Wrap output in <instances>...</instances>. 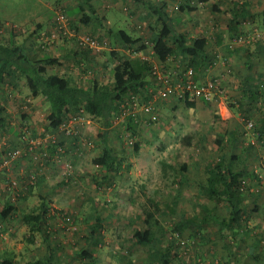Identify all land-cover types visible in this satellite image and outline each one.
I'll return each instance as SVG.
<instances>
[{
    "label": "rangeland",
    "instance_id": "1",
    "mask_svg": "<svg viewBox=\"0 0 264 264\" xmlns=\"http://www.w3.org/2000/svg\"><path fill=\"white\" fill-rule=\"evenodd\" d=\"M43 2L52 6L49 16L54 22L58 11L64 9L72 28L78 33L75 37H68L57 31L54 46L69 38L74 46L76 44L79 47L78 38L91 34L83 27L76 29L75 17L72 16L75 15L78 0H0V21L27 20L35 11H39L36 15L43 11ZM110 10L108 18L114 30H123L135 37L134 26L139 32H144V41L152 42L150 18L139 14L133 24L134 20L122 11L117 8ZM255 10L261 11L260 15L264 16L261 8ZM222 11L221 15H217L211 5L207 8L197 7L191 20L186 18L183 23L177 22L176 27L191 38L205 37L215 44L217 35L220 37L222 31L226 35L227 24L224 19L231 13L230 9ZM183 17L186 16L183 14ZM252 20L245 19V35L239 32L228 40L222 37L224 43L211 50L217 51L216 59L222 64L218 69H211L209 64H204V80L217 81L222 91L217 100L206 102L193 97L170 98L157 103L159 119L154 124L141 122L140 119L138 123L134 120L114 123L107 131V140L122 163L117 171L108 173L105 168L95 164V159L100 157L104 147L100 137L104 129L95 117L81 111L78 115L82 118V133L89 146L80 151L72 147L57 160L59 162L45 169L25 161L16 172L14 170L11 175L0 177V205L12 204L17 208L16 214L10 218L0 217V256L18 257L33 263L45 261L51 253V264H220L213 257H217L215 252L220 254L224 238L219 236L216 225H207L205 220L209 218L205 215V209L209 210L211 204L217 203L216 215L225 218L228 217L229 208L221 206L223 201H211L202 187L209 169L219 161L227 166L231 155L236 156L232 164L236 171L255 176L252 179L245 176V179L247 185L252 186L251 191L259 197L261 210L254 213L253 222L260 232L258 248L264 247V97L257 95L258 90L253 89L257 105L254 107L253 104L256 98L243 100L245 87H241V82L248 72L242 66L244 56L237 53L241 51H237L240 43L234 42L245 36L250 40L253 37L254 40L264 41L259 32L255 38L247 37L248 30L253 27ZM234 27L237 28L236 23ZM3 30L1 33H4ZM55 31L52 25V28L42 32L40 41L43 36ZM4 36L0 34L3 42L7 41ZM94 36L102 42L109 41L102 39L101 35ZM106 49H111L110 43ZM150 51L149 48L146 55H150ZM181 60V57L171 60L169 68L175 69ZM182 61L186 63L184 59ZM259 61L260 57L256 55L255 66L263 64ZM68 63L70 69L76 67L73 60H68ZM98 69L86 77L81 76L78 70L70 72L72 75L74 73L75 82L85 86L93 79H103V70ZM172 69L167 73L172 72ZM110 82L115 83L113 80L103 81L104 84ZM17 91L21 93L22 90ZM23 95L26 97L14 95L17 114L11 121L10 133L14 136L18 133L19 138L20 126L27 125L31 135L39 137L43 130H49L48 105L44 108L42 103L32 104L31 101L25 109L29 94ZM238 101L240 104L245 101L241 112L236 108ZM225 107L237 115L235 122V118L228 122L222 120L223 113L227 111ZM37 111L40 119L35 123L33 116ZM129 124L133 129L128 128ZM126 128L134 133L135 145L139 149L124 144ZM9 134L0 132V146L13 147L18 143V140L13 142ZM188 135L194 136L191 146H185L183 142ZM183 166L187 169L184 170ZM20 173L26 176L36 173L37 179L40 177L33 190L34 195L26 190L27 180L21 179L23 175ZM10 178L19 179L23 189L13 203L4 190ZM44 178L47 184L40 186L43 182L40 180ZM30 195L33 196L28 200ZM42 198L50 203V216L44 227V232L48 234H32L30 227L22 222L21 215L36 209ZM146 211L154 214L151 226L146 222ZM67 217L71 218V223L66 222ZM136 228L151 229L154 233L153 242L138 244L133 238ZM93 229H96L95 234L92 233ZM225 240L231 243L229 238ZM164 260L167 262L164 263ZM245 264H264V257Z\"/></svg>",
    "mask_w": 264,
    "mask_h": 264
},
{
    "label": "trees",
    "instance_id": "2",
    "mask_svg": "<svg viewBox=\"0 0 264 264\" xmlns=\"http://www.w3.org/2000/svg\"><path fill=\"white\" fill-rule=\"evenodd\" d=\"M133 1L137 4L142 3L147 9L151 19V22L149 23V29L153 35L150 36L152 42L148 43L147 41H143L141 46H144V48L142 50L146 48H150V50L153 49L154 58L162 65L163 71H165V64L168 61L181 57L182 60L184 59L186 61V63H183L181 60V63L178 65L179 70L185 71L192 67L196 73V70L199 69L201 65H203L207 60L205 55L208 47V41L205 37L191 38L185 32H179L172 16L185 11H194L198 7L195 6L196 4L206 5L211 0H196L193 2L194 6L188 0H176L175 3L178 4V8L174 7L175 3L168 6L167 3L158 4L145 0ZM91 2L92 0H82L81 5L75 8L74 13L78 14V21L83 25H88L91 20L96 19L102 26L103 21H106V19L98 14L96 8H94ZM130 9L131 8L129 6H126L125 8L127 11H131ZM153 17L156 19L154 18L152 20ZM105 28L110 33H114V28L112 26H106ZM118 31L117 35L125 43H127L128 46H135L139 41H141L139 38L133 37L126 31ZM90 35L94 36V34ZM251 42H253V39L250 40L245 38V42L240 43L239 46L247 45L246 47L250 51V48H253L254 45ZM105 43L106 46L109 44L108 42ZM39 46L43 51L48 50L47 47H43V44H39ZM1 47L0 84L7 83L9 78L6 76V74H11L8 73L11 67L16 68L18 71L17 74L26 79V83L31 94L34 97L43 96L48 102L50 114L47 117V121L50 129L57 128L67 119V117H69V115H78L81 111H86L91 116L95 117L104 129L100 134L104 147L102 154L100 157L95 159L94 162L97 166L105 168L108 173L117 171L122 163L114 154L113 148L108 144L107 131L113 127V113L117 110V104L124 97L137 93L148 101L152 98L153 94L156 93L157 89L159 88V84L152 71V62L149 60H144L143 62L134 61L132 63L134 76L131 81L125 85H118L111 82L104 84L93 79V81H90L91 86L85 88L78 85V83L63 85L59 74L46 76V68L49 66H56L58 64V59L56 58L44 57L40 60H37V54L35 55L28 53L23 47L16 45L14 42H11L7 46ZM78 48L86 51L88 55L93 56H99L105 50H107L104 49L100 53H93L86 48ZM85 57L90 58L89 56ZM90 61L91 60L89 59H86V62L84 61V63H86L88 66L85 64L81 65V62H77L76 69H78L81 76H89L94 70L90 64L92 62ZM106 68L109 67L106 66ZM151 83H153V85H157L155 90L149 88V86H152ZM5 121L6 119H0V129L4 127ZM131 124L128 126L130 130L133 129ZM193 140V135L185 136L183 141L184 145L191 146ZM135 148L139 149V146L135 145ZM235 158V155H231L229 165L226 166L222 161H219L209 170V194L216 196L218 200H220V198L223 196L222 194L224 193V197H227L228 202L232 207L230 215L231 217L228 222L223 221L221 225L222 230L225 227H232L238 224V222L243 219L244 208L241 207L240 203L241 195L248 192L254 193L251 191L249 185H247L244 174L241 171H236L232 167L233 160H235ZM183 169L186 170L187 167L183 166ZM39 178L40 177L37 179L36 185L26 188L28 193L32 194L39 182ZM49 206V201H46L44 198H42L39 206L36 209L21 215L22 222L30 227L32 234L36 232H41L45 235L48 234L47 232H44V227L47 223L48 217L50 216ZM16 212L17 208L12 204H5V206L0 207V217L2 219L10 218L11 216L15 215ZM146 216V222L148 226H151L155 219L153 212L146 211ZM96 220L99 221L100 219L97 217ZM178 228H181V226ZM95 232L96 229H93L92 233L95 234ZM153 235L154 233L151 229L141 230L140 228H136L133 233V238L138 244L151 243L153 242ZM51 255L52 254L49 253L48 259L45 261H36L27 264H51ZM85 255L87 254L85 253ZM0 260V264H23L11 257L0 256ZM166 262L167 261L164 260V263Z\"/></svg>",
    "mask_w": 264,
    "mask_h": 264
},
{
    "label": "crops",
    "instance_id": "3",
    "mask_svg": "<svg viewBox=\"0 0 264 264\" xmlns=\"http://www.w3.org/2000/svg\"><path fill=\"white\" fill-rule=\"evenodd\" d=\"M145 1L158 3V4L167 3L168 6L176 2V0H145ZM188 1L191 4H193V2H195L196 0H188ZM81 3L82 0L78 2L77 7L81 5ZM91 3L93 4L94 8H96L98 14L104 17V19H106V21L105 20L103 21L102 26L99 24L100 22H98L96 19L91 20V22L88 25H83L78 21L79 19L78 14H75L72 17H75L74 19H75L76 29L79 28L80 30V28L83 27L85 28L86 31L88 30L87 32L91 34L101 35L100 37H102V39H107V41L109 40L108 42L110 43L111 49H107L106 51H104L102 54H100L101 56L88 55L86 51L79 49L76 44L75 47L73 43L70 42V40L72 39L69 38L63 39L58 45H55L54 48L52 47L47 51L41 50L39 46V44L41 43L39 36H41L43 31L45 32L49 30V28H52V25H54V19L51 16H49L52 12V6L45 5V3L43 6V11H40L38 15H36V13L39 11H35L33 16L31 18H28L27 20L24 18H20L19 20L16 21H14V19L5 21V23H2L0 21V34L5 35L4 37L7 38V41L5 40L4 42L2 41V39L0 40V52L2 51L1 46H7L11 42H14L16 45L23 47L24 50L27 51L28 53L35 55L37 54L38 55L37 60H40L44 57L45 58L51 57L58 59V64L56 66H49L46 68L47 69L46 76L59 74V76L62 79L63 85L78 83L75 82L74 73L72 75L70 71L73 72L74 70L75 71L78 70L76 69L77 62H81V65L85 64L86 66H88L86 63H84V61L86 62V59L91 60L90 62L92 63L90 64L94 70H97L98 68L103 70V79H100L101 81L97 80L98 82L103 83V81L105 80H113L118 85H125L129 83L134 76L132 63L134 61L143 62L144 55H146V53L148 54L147 52L148 48L142 50L144 46H141L142 42L146 39V37L145 39H143L144 35L142 37V34L144 32L143 33L139 32L138 28L136 30V28L133 26L134 33L136 35L135 38H139L141 41H139L135 46L133 45L128 46V44L125 43L117 35L118 30H114V33H110L105 28L106 26L111 27L113 25V24L111 25V21L108 18L109 11H111L110 9L112 8L114 9L117 8L118 11H122L123 13H125V15H128V17H131L134 20L133 24H135V21L137 20L139 14L150 18L148 11L142 3L137 4L133 0H92ZM209 5H211V7L213 8V12L217 13V15H221L223 13L222 10L225 9L231 10V13L229 15L227 14L228 16L224 19V21L227 24L225 28L226 35H224L225 33L223 31L220 37L217 35L215 38H217L218 40L215 44L210 43V41L206 38L208 41V47L205 55L207 57L205 63L209 64L211 69L212 68L218 69V66L222 64L221 62H218L216 59L215 54H217V51L212 52L211 50L217 49L216 46H221L224 43L222 41L223 40L222 37H227L226 40H228L239 32L245 35L246 32L245 19H249V18L253 19L252 20L253 27L252 29H250L251 31L248 30L247 37L254 36L255 38L256 37L255 35H257L259 32L262 35V39L264 38V16L260 15L261 11L258 12L257 10H255L256 8H261L262 12H264V0H211L208 4L206 5L202 4L199 5L198 7L207 8ZM126 6H129L131 8L130 9L131 11L125 10ZM194 11L193 10L190 12L185 11L180 14H175L172 16L173 20L175 23L177 22L183 23L185 22L186 18L191 20L193 18L192 15ZM183 14L184 16H186L185 18L183 17ZM154 18L155 17H153L152 20ZM43 19L45 20L43 21ZM235 23L237 24V28L234 27ZM2 25H4V27H2ZM71 27L73 26L71 25ZM2 29H4L3 30L4 33H1ZM260 40L257 41V39L256 40L253 39L252 43L254 45L253 48H250V51L247 47L243 48L244 45L237 48V51L241 49V51L237 53H240L242 56H244V62L242 66H245L246 67L245 70L248 72L247 73L248 75H246L245 78L242 80V82L244 83L241 82V87L242 86L245 87L242 92L243 93L242 98L243 100L246 98H250V99L256 98L255 100L253 99L254 107L257 105L258 100H257V96L254 95L253 89H255L256 91L258 90L257 95H261V97H264V41L261 42ZM256 55L260 57V61L263 63L260 67H258L259 63L257 66H255L254 64ZM85 56H89L90 58H86ZM68 60H73V62L76 64V67L75 68L73 67L74 69H70L68 67L69 65ZM153 60L155 62H158L154 57ZM169 62L170 61H168L165 64L164 72H167L168 70L173 68V67L169 68L168 66L170 65ZM204 64L201 65V67L196 70V77L198 80L205 79L204 75L206 76V73L203 72V69L205 68ZM106 66H108L109 68H106ZM177 70H179V67L172 69V72ZM17 72L18 71L16 68L11 67V69L8 71V73L11 74L10 75L6 74V76L9 78V81L5 84H0V119H6L5 125L3 128L0 129V132L2 131L7 134H9L10 131L12 130L11 121L14 118V115L17 114V111L14 107L15 96H20L22 98V97H26L23 95V93L29 94L28 98L32 101V104L42 103L44 105V108H46L48 105V102L43 96L34 97L31 94L27 86L26 79L19 76ZM202 73H204V75ZM78 85L88 88L91 86V83L87 82V85L85 86L79 83ZM151 85L152 86H149V88L155 90L157 85L155 84L153 85V83H151ZM17 89H20V91L22 90L21 91L22 94L19 93ZM247 94L249 95V97H247ZM240 101L237 102L236 108L239 109V111L241 112L242 104L245 101H243V103L241 102V104ZM47 109H49V114H50V107L48 106ZM225 109L227 111L223 113L222 120L224 122H228L235 118L234 120L235 122L238 119L237 115L236 114L234 115L227 107H225ZM39 115L40 113L38 111L35 112V115L33 116L35 123L36 120L40 119ZM260 124L263 125L262 123ZM236 125H238V123H236ZM9 135H11V140H13V142L14 141L16 142L18 140V133L15 136L12 133H10ZM229 163L230 160L228 161V165ZM243 174H245L244 176L249 177L250 179H252V177H255L254 175H250L249 173H243ZM209 179L210 177L208 175V177L206 178V183H204V186L202 187L203 192L207 195L209 199H211V201H215V202L223 201L221 206H225L229 208L228 217L220 218L218 215H216V211H215V207L217 208L219 206L217 203L211 204V208L209 210L206 207H204L206 208L205 215L207 216V218H209V220H205L207 225H216L215 227L219 232L218 233L219 236L221 238H224V240L221 241L222 244L220 245V249H221L220 254H218V252L214 253L217 254V257L216 256L213 257V258H217L216 263L245 264L246 262L248 263L253 262V259L256 260L259 257L263 258L264 247L258 248L260 232L256 223L253 222L254 213L261 210V208L259 207L260 206L258 200L259 197L252 192L243 193L240 199L241 207L244 208L243 219L239 221L238 224L232 227H225L222 230L221 225L223 221L228 222L231 217L230 215H231L232 207L229 204L227 197H224V193L222 189L221 191L223 193L222 194L223 196L220 198V200H218L216 196H212L209 194V189H208ZM41 181H43L44 183L43 182L40 183V186L42 184L43 186H46L47 183L45 181V178L42 179ZM249 187L252 190V186L250 185ZM34 193L35 192H32L33 195ZM33 195H30L28 197V200H30L31 196ZM252 204L253 207L251 209L250 207ZM17 215H19V213H17ZM208 221H210V223ZM225 238H229L231 243L227 242ZM242 248H244L245 250L244 252H242ZM14 259L23 264L32 263L30 262V260L24 261V260H20L18 257Z\"/></svg>",
    "mask_w": 264,
    "mask_h": 264
},
{
    "label": "built area",
    "instance_id": "4",
    "mask_svg": "<svg viewBox=\"0 0 264 264\" xmlns=\"http://www.w3.org/2000/svg\"><path fill=\"white\" fill-rule=\"evenodd\" d=\"M174 7L178 8V4L175 3ZM54 28L55 32L42 37L43 47L49 49L53 46L57 31L64 35H69L68 37H75L78 34L70 26L65 10L58 11ZM234 42H236L235 44L244 43L245 39L239 37ZM78 46L86 48L93 53H100L106 49L105 42L90 34L80 36L78 38ZM153 57L154 51L152 49L150 55H144L143 59L152 62V71L158 81L159 88L148 101L137 93L124 97L117 104V110L113 113L114 123L118 124L124 120H134L135 123H138L140 119L141 122L154 124L159 119L157 103L167 101L170 98L184 99L193 97L212 102L220 97L222 91L217 81L213 79L198 80L192 67L185 71L164 72L162 65L159 62H155ZM29 102H31L30 99L25 102V109L28 108L27 104ZM249 126L252 127V123ZM82 129V118L75 114L69 115L57 128L43 130V133H39V137L31 135L29 126H20L18 143L13 147L0 146V177L9 176L14 170L16 172L17 168L23 165V161H29L31 165L34 164L41 166V169H45L47 166H53V163L59 162L57 160H60L62 156L64 157L72 147H75L77 151L84 150L90 143L87 144L86 139H84ZM123 140L124 144L135 146L134 133L129 131L128 128L124 131ZM61 167L64 168V166ZM22 175L21 179L27 180L28 187L36 185V173H30L28 176ZM4 190L10 195L12 203L18 199L20 192L23 191L17 178H10ZM65 220L67 223H71L70 217Z\"/></svg>",
    "mask_w": 264,
    "mask_h": 264
}]
</instances>
